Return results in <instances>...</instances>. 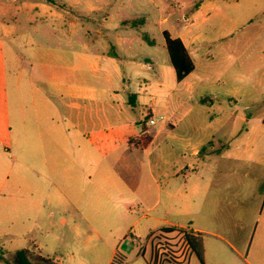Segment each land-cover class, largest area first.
<instances>
[{
	"label": "crops",
	"instance_id": "crops-1",
	"mask_svg": "<svg viewBox=\"0 0 264 264\" xmlns=\"http://www.w3.org/2000/svg\"><path fill=\"white\" fill-rule=\"evenodd\" d=\"M150 1L158 7L157 1ZM3 5L0 0V8ZM37 5L24 3L25 8L31 9ZM99 9L100 6L89 4L87 11ZM209 9L199 6L191 20L185 18L187 24L176 34L162 30L180 39L194 62V70L182 81L177 80L171 65L165 38L163 48L171 67L160 63L155 49L157 42L147 33L139 35L140 41L117 33L114 43L81 42V51L77 53L55 52L42 44L36 46L35 72L29 78L35 118L54 123L58 114L54 99L60 103L69 100L81 112L74 131L67 130L75 138L77 151L44 154L51 183L48 204L71 206L83 213L84 207L94 208V199L101 200L96 193L107 189L120 194L138 192L149 207L147 211L154 213L147 220V230L172 227L226 240L221 234L211 232L210 225L216 217L219 223L222 221L225 209L231 207L230 196L242 201L244 206L251 205L252 200L264 203V114L261 113H264V78L254 71L260 59L250 58L247 67L244 53L235 57V50L242 42L229 39L240 27L223 30L206 25ZM145 22L142 17L138 25L135 21H124L122 26L141 29ZM166 22V18L161 21ZM142 42L154 49H143ZM99 45L102 50L93 51ZM74 58L85 74L96 79L98 88L69 84L65 71L77 68L72 62ZM22 77L20 72L17 89L20 123L24 126L27 106L20 89ZM40 80L48 90L38 84ZM6 97L0 87V135L9 124ZM151 119L154 124H150ZM56 127L62 137L58 138L64 145L62 148L69 149L63 126L57 122ZM106 157L119 164L103 165ZM229 181L234 182L235 188L226 186ZM245 183L249 184L246 190ZM121 207L131 213L128 204L121 203ZM66 220L76 236H81V222L70 217ZM83 220L98 238L114 232L123 236L133 229L125 228L122 215L109 219L85 216ZM254 238L255 233L250 239L242 240V246L249 250ZM177 239L178 249L183 252V241ZM203 250L205 261L204 240ZM223 252L218 247L217 253L223 255ZM143 255L138 252L133 258L124 257L114 249L104 264H113L115 257L123 260L121 264H142L138 262L143 259L148 264ZM49 260L62 264L57 256Z\"/></svg>",
	"mask_w": 264,
	"mask_h": 264
},
{
	"label": "rangeland",
	"instance_id": "rangeland-1",
	"mask_svg": "<svg viewBox=\"0 0 264 264\" xmlns=\"http://www.w3.org/2000/svg\"><path fill=\"white\" fill-rule=\"evenodd\" d=\"M153 1H157L158 7L150 0H2L0 87L7 95L6 117L9 124L0 135V264H16L14 255L22 249H28L30 260L35 258L36 252L49 259L57 256L61 258L62 264H95L97 261L104 264L114 249L119 255L129 258L140 252V256L144 254V258L149 261L152 243L158 235L156 229L147 230V220L154 213L147 211L149 207L138 192L120 194L107 189L96 193L101 200L94 199V208L84 207L83 213L71 206L53 207L48 204L51 183L44 154L59 150L77 151L71 133L81 112L69 100L60 103L54 99L58 113L54 116V123L39 122L35 118L29 78L34 71L36 46L42 44L55 52L77 53L81 51V42L114 43L117 33L127 34L140 41L139 35L147 33L157 42L155 49L160 55V63L171 67L163 48L162 30L168 29L176 34L187 24L186 17L191 20L199 6H208L209 17L204 23L223 30L240 27L234 37L229 39L231 42L237 39L242 42L234 56L244 53L247 67L250 58L260 59L254 71L264 78V0ZM24 3L38 5L36 9H31L25 8ZM40 4L46 7L42 8ZM89 4L100 6L101 9L88 12ZM142 17L146 22L141 29L122 26L124 21H135L138 25ZM164 18L167 22L161 23ZM116 26L117 30L114 29ZM100 45L93 51L102 50ZM142 45L143 49H154L143 42ZM72 62L77 68L65 71L69 75V84L92 88L100 86L96 79L78 67L75 58ZM20 72L23 73L20 89L27 106L24 126L20 123V97L17 89V75ZM38 84L47 89L44 81L40 80ZM82 106L87 107L85 103ZM57 122L68 136L69 144L65 146L69 149L62 148L64 145L58 141L62 137L57 130ZM68 129L70 134L67 133ZM117 162L106 157L103 165L116 167L119 164ZM245 184L244 190L249 188V184ZM234 185L233 181L226 182L227 187L235 188ZM88 198L86 194L85 200ZM241 202L230 196L231 207L225 209L222 221L219 223L216 217L210 225L211 232L221 234L226 240H220L214 235H202L207 254L205 264H264V203L262 200L256 203L252 200L251 205L244 206ZM121 203L128 204L131 213L126 212ZM121 215L126 220L125 228L133 227L130 233L123 236L114 232L98 238L83 220L85 216L109 219ZM69 217L81 222V236L77 237L75 229L67 224V220L65 222V218ZM254 233L253 245L248 250L242 246L241 241L250 239ZM170 236L175 238L177 244L180 234L172 233ZM218 247L223 248V255L217 253ZM138 263L146 264L144 259ZM184 264L200 263L195 255L188 252Z\"/></svg>",
	"mask_w": 264,
	"mask_h": 264
},
{
	"label": "trees",
	"instance_id": "trees-1",
	"mask_svg": "<svg viewBox=\"0 0 264 264\" xmlns=\"http://www.w3.org/2000/svg\"><path fill=\"white\" fill-rule=\"evenodd\" d=\"M163 34L165 46L171 65L175 69L177 80L182 81L194 70V62L180 39L172 38L168 31H164ZM145 39H147L146 36ZM172 233L180 234L184 245L183 252L177 249L175 238L170 236ZM154 240L148 264H184L188 252L195 255L200 264H205L203 238L200 235L171 227L159 230ZM14 260L16 264H52L49 259L40 256H35L33 260H30L27 249L16 251ZM122 262L123 260L118 261L116 257L113 260V264H121Z\"/></svg>",
	"mask_w": 264,
	"mask_h": 264
},
{
	"label": "built area",
	"instance_id": "built-area-1",
	"mask_svg": "<svg viewBox=\"0 0 264 264\" xmlns=\"http://www.w3.org/2000/svg\"><path fill=\"white\" fill-rule=\"evenodd\" d=\"M149 122H150V124H154L155 123V121L153 119H151Z\"/></svg>",
	"mask_w": 264,
	"mask_h": 264
}]
</instances>
